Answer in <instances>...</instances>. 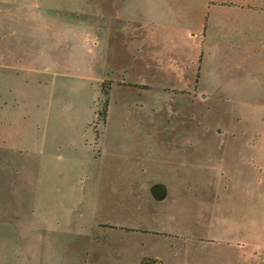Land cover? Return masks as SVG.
<instances>
[{
    "label": "rangeland",
    "instance_id": "rangeland-1",
    "mask_svg": "<svg viewBox=\"0 0 264 264\" xmlns=\"http://www.w3.org/2000/svg\"><path fill=\"white\" fill-rule=\"evenodd\" d=\"M5 2L0 264H264V72L239 33L171 0Z\"/></svg>",
    "mask_w": 264,
    "mask_h": 264
},
{
    "label": "crops",
    "instance_id": "crops-1",
    "mask_svg": "<svg viewBox=\"0 0 264 264\" xmlns=\"http://www.w3.org/2000/svg\"><path fill=\"white\" fill-rule=\"evenodd\" d=\"M6 14L16 16L15 11L7 9V4L18 5L15 0H5ZM12 1V3L10 2ZM175 7L184 14L202 15L204 32L215 29L216 32L227 33L235 30L242 42L249 47V54L255 55L257 70L264 72V0H171ZM4 4V2H2ZM4 10L2 12H4ZM22 10V9H21ZM236 17L232 20L229 17ZM201 17V16H200ZM18 31L0 25V49L4 41L14 40ZM205 36V35H204ZM6 54V53H5ZM202 53H200L201 55ZM4 53L1 55L4 58ZM199 55V58H200ZM2 58V60H3ZM198 58V62H199ZM253 57H251L252 59ZM1 60V61H2Z\"/></svg>",
    "mask_w": 264,
    "mask_h": 264
},
{
    "label": "trees",
    "instance_id": "trees-1",
    "mask_svg": "<svg viewBox=\"0 0 264 264\" xmlns=\"http://www.w3.org/2000/svg\"><path fill=\"white\" fill-rule=\"evenodd\" d=\"M199 61L202 62V54L200 55ZM108 94V93H106ZM105 106H108V99H106L105 101ZM105 112H106V108H105ZM151 264H157L159 261L157 259H152ZM143 264H148L147 262H144Z\"/></svg>",
    "mask_w": 264,
    "mask_h": 264
}]
</instances>
